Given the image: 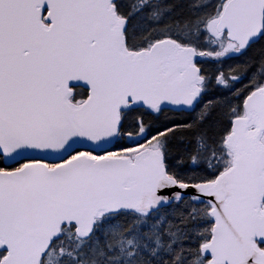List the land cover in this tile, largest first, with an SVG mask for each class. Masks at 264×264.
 Returning a JSON list of instances; mask_svg holds the SVG:
<instances>
[{"label": "snow or ice", "instance_id": "1", "mask_svg": "<svg viewBox=\"0 0 264 264\" xmlns=\"http://www.w3.org/2000/svg\"><path fill=\"white\" fill-rule=\"evenodd\" d=\"M0 264H264V0H0Z\"/></svg>", "mask_w": 264, "mask_h": 264}]
</instances>
